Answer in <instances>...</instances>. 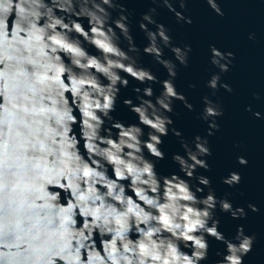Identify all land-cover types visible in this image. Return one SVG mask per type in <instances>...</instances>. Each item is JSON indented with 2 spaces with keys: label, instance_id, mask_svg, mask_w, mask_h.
<instances>
[{
  "label": "water",
  "instance_id": "1",
  "mask_svg": "<svg viewBox=\"0 0 264 264\" xmlns=\"http://www.w3.org/2000/svg\"><path fill=\"white\" fill-rule=\"evenodd\" d=\"M0 264H264V0H0Z\"/></svg>",
  "mask_w": 264,
  "mask_h": 264
},
{
  "label": "clouds",
  "instance_id": "2",
  "mask_svg": "<svg viewBox=\"0 0 264 264\" xmlns=\"http://www.w3.org/2000/svg\"><path fill=\"white\" fill-rule=\"evenodd\" d=\"M242 162H245V161H242Z\"/></svg>",
  "mask_w": 264,
  "mask_h": 264
}]
</instances>
